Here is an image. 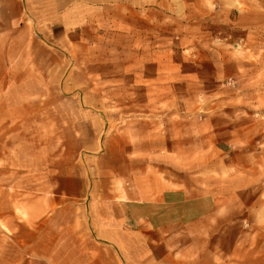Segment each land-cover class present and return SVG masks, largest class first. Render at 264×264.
<instances>
[{
  "label": "crops",
  "instance_id": "0c3cea01",
  "mask_svg": "<svg viewBox=\"0 0 264 264\" xmlns=\"http://www.w3.org/2000/svg\"><path fill=\"white\" fill-rule=\"evenodd\" d=\"M226 1L0 0V264H264V85L211 26ZM179 71L192 109L201 79V126L165 157L183 185L148 186ZM130 117L137 141L110 148L105 121Z\"/></svg>",
  "mask_w": 264,
  "mask_h": 264
},
{
  "label": "rangeland",
  "instance_id": "374dc122",
  "mask_svg": "<svg viewBox=\"0 0 264 264\" xmlns=\"http://www.w3.org/2000/svg\"><path fill=\"white\" fill-rule=\"evenodd\" d=\"M198 7V6H197ZM216 6L211 7V10L203 8L202 16L199 18V12H197V16L194 19H206L204 18V15H209V13L215 11ZM220 11L221 14V20L222 22L215 25L214 20L211 22V26L213 29H215L216 34L221 37L225 38L226 41V48L232 49L230 41L233 36L238 37L239 35L243 38V43L240 45V48L236 46L237 50L241 52L242 54L246 53L247 56H251V51L256 52L254 57L248 58L245 61H248L252 64V66H249V69L247 70L248 74L253 77V82L258 83V85L263 86L264 85V0H228L226 1L225 5L221 6ZM195 13V11H193ZM239 26L242 28L240 33L237 32V30H233V25ZM210 27V28H212ZM108 64H112L111 60L107 61ZM79 67L82 70V82H85L89 79V74L87 73V68L89 65L92 66L91 60L90 64L87 59L80 60V64H78ZM255 66H258V69H255ZM79 71V68L77 72ZM90 72V69H89ZM210 76L209 72L206 73L205 77L207 78L205 82L206 86L210 87L212 89L211 83H209L208 77ZM105 79V76H103ZM77 79H79V75H77ZM170 77L165 75L162 77V80L164 81V84H170ZM99 82L103 81L100 78L98 79ZM172 87L174 88L175 85L177 86L176 89H173L172 91L168 90H162L159 95L161 94V98L163 99V104L160 109V126H161V136L160 144H161V151H159L158 155H145V159L147 162L151 163L150 167L151 169L146 170L144 172V175H147L149 179H147V185H153V184H161L163 188H175L178 186L183 185L185 182V175L186 172L182 170H172L170 168L169 163L166 162L165 157L169 156V145L174 142H178L179 146L184 147L185 146V131L188 128H191V124L193 125V129L197 131L196 129H200L201 126V117L203 114L202 106H201V100H202V94H201V88L202 83L201 79L197 81V89L198 92L195 93V106L191 107V105H187L185 101L186 96V84L184 81V77L182 76L181 72L179 71L178 74V82L173 83ZM166 86V85H163ZM264 88V87H262ZM77 93V92H76ZM106 94V92H105ZM121 95H123V92L116 93L114 96L119 99L121 98ZM109 98V95H104V93L99 94V100H102L104 102L107 101ZM113 98V97H110ZM100 102V101H99ZM248 103V100L246 101ZM250 102L247 105L236 107L237 109V117L249 119L250 116L255 115V109L254 107H251L249 105ZM190 106V107H189ZM101 114H104L106 110H99ZM110 113L115 112L114 110L110 109ZM113 114V113H112ZM131 118V117H130ZM187 118L190 119V123H187ZM229 118V117H228ZM134 123L125 121L127 118H125L121 122H115V119L112 121H105V139L108 142V145L112 149H125L128 150L129 147H132L131 145L135 143L137 140L131 139L130 145H128V140L121 139V129L131 128L132 126L135 128L137 127L138 119H133ZM171 121L177 122L178 125V138H170V131L173 129L174 124L171 123ZM175 127V126H174ZM107 135L106 134V131ZM118 137L117 139L114 137ZM113 137V138H111ZM194 146L200 147L202 143L201 134L195 138L192 139ZM216 141V140H215ZM216 145L215 143H211V146ZM131 159H135L138 156L137 155H128ZM159 156V157H158ZM157 158H160V160H157ZM163 158V159H162ZM156 165V166H154ZM156 180V182L154 181ZM127 185V184H126Z\"/></svg>",
  "mask_w": 264,
  "mask_h": 264
}]
</instances>
